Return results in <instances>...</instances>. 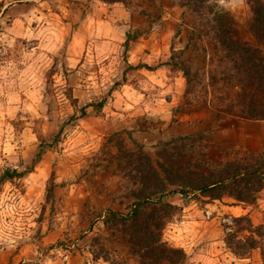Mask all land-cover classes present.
I'll use <instances>...</instances> for the list:
<instances>
[{"label": "rangeland", "instance_id": "1", "mask_svg": "<svg viewBox=\"0 0 264 264\" xmlns=\"http://www.w3.org/2000/svg\"><path fill=\"white\" fill-rule=\"evenodd\" d=\"M247 1L208 3L229 11L245 31L252 16ZM185 2L131 0L123 6L130 12L125 35L108 31L114 41L129 33L130 42L182 43L176 50L171 46L167 63L173 70H187L189 82L182 72V88L173 80L177 90L172 86L166 94H173L176 104L159 114H148L142 102L147 95L158 97L157 88H145L143 100L122 94L142 109L120 108L123 99L116 90L121 82L145 76L131 71L125 75L131 67L125 65V39L104 44L103 36L89 26L87 2L0 0V174L6 168L24 171L21 178L0 183V264H138L127 247L121 246L118 233L104 223L107 209L126 212L131 201L132 184L118 165V148L134 150L137 142L154 156L160 142L176 137L163 138L169 126L186 134L185 122L178 119L188 116L194 128L187 143L197 153H207L196 134L211 125L213 114H236L240 109L235 104L239 89L231 75L232 62L214 40L210 15L193 11ZM167 13L169 18H163ZM102 99L106 102L101 113L85 107ZM163 114L171 115L168 126ZM131 122L134 127L130 129ZM39 146L44 152L32 165ZM218 155L211 156L217 160ZM263 195L260 192L251 205L212 201L211 212L199 213L195 217L199 222L187 231L189 240L193 239L191 248L201 255L189 264H262L259 250L237 260L226 246L224 237L234 228L233 218L244 214H230L224 206H242L252 223L264 231V201L258 200ZM184 201L195 208L205 207ZM184 214L182 210L171 218L163 237L175 247L189 249L182 238L165 236V230L177 228ZM180 231L186 233L183 227Z\"/></svg>", "mask_w": 264, "mask_h": 264}, {"label": "trees", "instance_id": "2", "mask_svg": "<svg viewBox=\"0 0 264 264\" xmlns=\"http://www.w3.org/2000/svg\"><path fill=\"white\" fill-rule=\"evenodd\" d=\"M100 1L125 6L131 2ZM247 3L252 16L245 31L229 11L211 6L208 0H186L184 5L210 15L214 40L232 62L231 75L234 86L239 89L235 104L240 108L233 114L241 119L264 120V0H248ZM131 40L126 33L123 46L127 48ZM140 66L155 68L146 64ZM182 72L186 83L189 82L188 71ZM124 82L125 79L121 83ZM105 102L102 99L85 107L91 106L96 113H101ZM85 107L80 109L81 114ZM196 135L200 141L203 139L202 133ZM192 136H176L160 142L154 156L137 142L134 150L118 148V165L132 184L131 201L126 212L107 209L104 223L118 233L121 246L127 247L128 255L138 264H189L185 250L171 245L163 237L167 223L182 211L180 205L168 200L170 196L179 195L186 201L205 204L227 195L238 203L251 205L264 189V151L216 160L206 152L197 153L192 144L187 143ZM43 152L39 146L32 165L40 160ZM23 175L24 171L6 168L0 174V183ZM49 191L52 192L51 187ZM233 221L234 228L224 237L228 249L238 258L250 257L257 249L264 264V231L246 214L234 217Z\"/></svg>", "mask_w": 264, "mask_h": 264}, {"label": "crops", "instance_id": "3", "mask_svg": "<svg viewBox=\"0 0 264 264\" xmlns=\"http://www.w3.org/2000/svg\"><path fill=\"white\" fill-rule=\"evenodd\" d=\"M88 3L91 7L88 11L89 18V26L91 27L92 32L103 36L102 42L106 45H115L116 42H122L125 37L124 28L127 26V20H129L130 12L127 11L122 3H114V4H106L101 2L100 0H83ZM234 3V1H233ZM121 6L123 7L121 9ZM235 6H232L231 9H234ZM118 13V15H117ZM170 14L167 13L163 18H169ZM121 21V22H118ZM113 29L115 32L118 30L122 33L123 36L120 38L112 39V35L108 32ZM97 40H94V42ZM172 46V48H171ZM182 43L177 41L173 42L171 45V41L168 43L160 42L158 39L150 40V39H142L141 41H133L129 42L128 49L126 50V61L125 65H130V69L125 71V75L128 74V71L132 73L140 72L143 73L144 76L139 80V84L137 81L124 82L121 84L120 89L116 90L118 94L123 99V105L120 108L129 110L130 108L138 109L141 108L140 104L132 103L127 100V98L123 97L122 94H127L126 97L130 95H138L139 98L142 97V100L145 97L146 91L145 88H157L159 91L158 97H152V100L148 95L145 97L144 109L148 111V114H159L161 111H165L168 109V106H172L176 104L174 102V95H166L169 90H171L172 86L175 87L174 91L177 90V87L173 85V80H176L178 84V89H181L184 85V76L180 70H173L172 64L167 63L168 58H170V48L172 50H176V48H182ZM145 48L150 49L149 52L145 51ZM113 56H111L112 58ZM111 62L113 61L110 60ZM147 64L148 66H154V69H146L139 64ZM106 62H103V69L106 67ZM136 73V74H137ZM150 80V81H149ZM160 86V87H159ZM162 95H164L162 97ZM169 100H168V98ZM172 97V98H171ZM130 98V97H129ZM141 100V99H140ZM162 100H164L162 102ZM142 109V108H141ZM213 114V113H212ZM117 116H121L118 113ZM209 116V115H208ZM162 119H167V126L169 125L171 115L167 117L166 114H163ZM206 118V117H205ZM192 119L188 116L180 117L178 121H183L186 124V134L180 131H174L170 126L167 128L166 132L163 135L164 139L171 138L177 135H188L193 132ZM206 120V119H205ZM207 121V120H206ZM122 122V121H120ZM127 122V120H126ZM128 128L134 127V124L128 123ZM132 124V125H130ZM121 125H123L121 123ZM203 139L201 143L204 144L205 149L208 150L207 155L212 158V153H218L219 158H225L227 153H231L232 155H250V154H258L264 151V120H247L241 119L234 115L233 113H222V114H213L211 119V125L205 128L202 132ZM184 136V135H183ZM229 155V154H227ZM264 192V189L261 191ZM168 200L172 203L178 204L182 207V210L186 211V214L183 215V218L177 222V228L172 227L166 229L168 231L169 237L175 238V240H179L182 238L183 241L186 242V245H189V249H184L190 262L196 261L199 250H194L191 248V243L193 239L189 240L190 233L187 231L191 229L189 227L194 228V225L199 221L195 217H200L199 213H202L203 210L207 212H211L215 205L212 203H205L204 208L194 207L193 205H187L181 196L172 195L168 198ZM259 201H264V195L262 197H258ZM177 201H182L178 203ZM214 201H235L232 198ZM194 202V201H193ZM187 205V206H185ZM225 211L238 215L246 214V210L236 204L225 205ZM240 208L241 211H237ZM208 209V210H207ZM220 211V210H219ZM204 215V214H203ZM210 218V216H209ZM212 218H210L211 220ZM186 230V233L180 231L181 227ZM168 239V237L166 238ZM177 244V243H176ZM182 245V244H181ZM245 258H237V260H242Z\"/></svg>", "mask_w": 264, "mask_h": 264}]
</instances>
